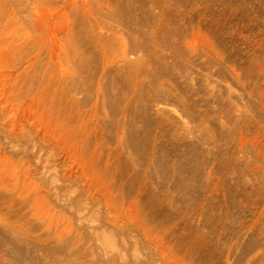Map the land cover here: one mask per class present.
Here are the masks:
<instances>
[{
	"label": "rangeland",
	"instance_id": "1",
	"mask_svg": "<svg viewBox=\"0 0 264 264\" xmlns=\"http://www.w3.org/2000/svg\"><path fill=\"white\" fill-rule=\"evenodd\" d=\"M0 264H264V0H0Z\"/></svg>",
	"mask_w": 264,
	"mask_h": 264
}]
</instances>
